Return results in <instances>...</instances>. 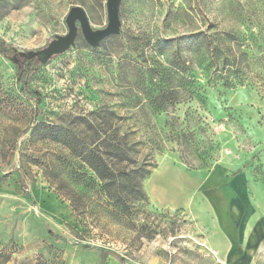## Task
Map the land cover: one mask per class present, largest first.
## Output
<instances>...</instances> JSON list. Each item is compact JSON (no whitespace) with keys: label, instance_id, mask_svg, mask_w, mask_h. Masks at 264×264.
Segmentation results:
<instances>
[{"label":"rangeland","instance_id":"1","mask_svg":"<svg viewBox=\"0 0 264 264\" xmlns=\"http://www.w3.org/2000/svg\"><path fill=\"white\" fill-rule=\"evenodd\" d=\"M75 6L86 11L93 30L107 27V0H0V39L20 54L41 52L67 35L66 19ZM120 19V35L96 48L77 23L75 44L40 63L30 87L44 97L43 116L18 89L16 60L0 56L5 264H264V239L249 258L242 254L251 230L264 222V78L256 74L264 41L250 37L264 29V0H122ZM210 25L247 40L249 79L228 88L209 83L208 73L195 65L198 97L155 117L147 98L137 97L139 69L152 64L158 39L177 40L157 57L163 64L193 55V42L184 38ZM144 85L150 87L148 81ZM41 121L88 140L90 123L101 124V139L126 133L130 144L139 143L140 163H173L198 186L177 203L161 205L147 189L150 177L144 183L149 201L133 203L130 214H113L81 158L32 135ZM212 173L213 179L223 175L220 193L200 186ZM172 191L167 188L163 196L175 197ZM233 216L243 221L237 247L223 235L225 228H235ZM229 253L243 260L230 263Z\"/></svg>","mask_w":264,"mask_h":264},{"label":"trees","instance_id":"2","mask_svg":"<svg viewBox=\"0 0 264 264\" xmlns=\"http://www.w3.org/2000/svg\"><path fill=\"white\" fill-rule=\"evenodd\" d=\"M263 30L252 32L250 35L252 40L262 36L264 41ZM184 39L193 42L195 51L193 55L187 54L182 57L180 54L179 58L173 56L167 64H163L157 57L164 56L165 50L171 48L177 40L158 39L153 46L155 58L152 59V64L145 70L139 69V74L135 76L140 87L137 97L147 98L149 104L146 108L155 117L167 114L179 104L198 97L200 87L194 74L196 66L208 73L209 83L220 82L228 88L236 84L243 85L252 72L250 64L253 63L249 61L246 51L247 40L232 31L220 33L210 25L207 31H200ZM0 56L16 60L18 89L23 96L36 103L38 116H43L40 107L44 97L30 87V80L41 63L39 59L27 58L2 39H0ZM259 60L261 67L258 66L256 74H261L264 78V53ZM146 81L150 84L148 88L144 85ZM87 129L92 132V138L89 140L84 134L66 131L59 133L53 126L42 121L37 123L31 132L33 136L62 144L74 156L81 158L99 181L100 192L112 204V213L130 214L133 203L149 201L144 183L158 168V163L149 162L147 159L140 163L137 159L140 153L137 149L139 143L130 144L126 133L119 139L117 134L101 139L103 131L101 124L90 123ZM189 136H192L191 132L182 133V138ZM157 152V155H162L163 149ZM192 169L194 168L191 167ZM76 194L78 196V193ZM8 260L9 256L0 252V264H5ZM123 262L124 260L121 259L122 264Z\"/></svg>","mask_w":264,"mask_h":264},{"label":"crops","instance_id":"3","mask_svg":"<svg viewBox=\"0 0 264 264\" xmlns=\"http://www.w3.org/2000/svg\"><path fill=\"white\" fill-rule=\"evenodd\" d=\"M214 173V172H213ZM211 174L209 179L202 181L200 186L204 185L208 186L210 189H216V193H220L222 188H219L221 186V180L223 179L222 174H218V178H214V174ZM198 183V182H197ZM197 183L193 181L190 175H187L185 173H182V171L176 167L173 163L170 162H162L159 167L153 172L151 175V178L149 180V184L147 185V189L149 190V194H151L153 200L158 202L161 205L169 204V203H177V197L178 199L182 200V196L188 191V189H196L197 188ZM196 184V185H194ZM241 184V183H239ZM219 186V187H218ZM166 188H169L170 191L175 189V191H172V193H175V197H170L166 198V196H163V191L166 190ZM219 191V192H218ZM215 193V194H216ZM179 200V201H180ZM233 221L234 222V227L232 229L228 230L225 228V233H223L224 236L229 240V242L232 244L238 243L239 239L242 236V223L243 221L241 217L233 216ZM230 220L228 216V221ZM239 221V223H238ZM230 222V221H229ZM249 241H248V246L246 250H243V255H245L247 258H249L254 251V247L257 243L262 241L264 239V222H260L257 224L252 230L251 233H249ZM237 249V248H236ZM239 249H237L236 252ZM250 252V253H249ZM237 253L235 254H227L225 256L226 260L230 263H235V262H240L243 260V256H236Z\"/></svg>","mask_w":264,"mask_h":264},{"label":"water","instance_id":"4","mask_svg":"<svg viewBox=\"0 0 264 264\" xmlns=\"http://www.w3.org/2000/svg\"><path fill=\"white\" fill-rule=\"evenodd\" d=\"M121 1L122 0H107L108 25L102 30H93L86 11L80 6L73 7L66 19L69 29L67 35L59 37L57 40L51 42V44L41 52L23 55L27 58L37 57L39 61L42 62L45 57H51L68 50L75 44L79 34L77 23L80 24V29L86 42L94 48L98 47L105 39L120 35L122 26L120 19Z\"/></svg>","mask_w":264,"mask_h":264},{"label":"bare ground","instance_id":"5","mask_svg":"<svg viewBox=\"0 0 264 264\" xmlns=\"http://www.w3.org/2000/svg\"><path fill=\"white\" fill-rule=\"evenodd\" d=\"M167 189V188H166ZM174 197V196H173Z\"/></svg>","mask_w":264,"mask_h":264}]
</instances>
